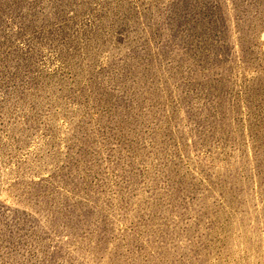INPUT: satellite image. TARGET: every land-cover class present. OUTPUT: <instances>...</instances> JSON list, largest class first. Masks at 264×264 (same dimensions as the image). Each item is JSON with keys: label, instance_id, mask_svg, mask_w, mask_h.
<instances>
[{"label": "rangeland", "instance_id": "1", "mask_svg": "<svg viewBox=\"0 0 264 264\" xmlns=\"http://www.w3.org/2000/svg\"><path fill=\"white\" fill-rule=\"evenodd\" d=\"M0 264H264V0H0Z\"/></svg>", "mask_w": 264, "mask_h": 264}]
</instances>
